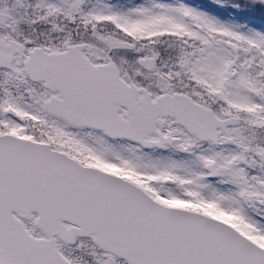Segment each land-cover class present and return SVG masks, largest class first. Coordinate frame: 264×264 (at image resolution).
<instances>
[{
	"label": "snow or ice",
	"instance_id": "1",
	"mask_svg": "<svg viewBox=\"0 0 264 264\" xmlns=\"http://www.w3.org/2000/svg\"><path fill=\"white\" fill-rule=\"evenodd\" d=\"M0 264H264V0H0Z\"/></svg>",
	"mask_w": 264,
	"mask_h": 264
},
{
	"label": "rangeland",
	"instance_id": "2",
	"mask_svg": "<svg viewBox=\"0 0 264 264\" xmlns=\"http://www.w3.org/2000/svg\"><path fill=\"white\" fill-rule=\"evenodd\" d=\"M225 15H227V14L225 13Z\"/></svg>",
	"mask_w": 264,
	"mask_h": 264
}]
</instances>
